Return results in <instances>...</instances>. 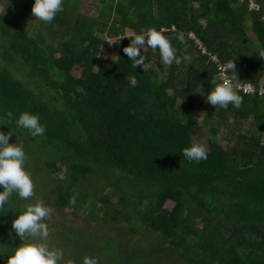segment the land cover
<instances>
[{"label": "trees", "instance_id": "16d2710c", "mask_svg": "<svg viewBox=\"0 0 264 264\" xmlns=\"http://www.w3.org/2000/svg\"><path fill=\"white\" fill-rule=\"evenodd\" d=\"M79 1L64 0L63 12L47 26L34 25L31 33L25 18L34 0H0L5 9L15 7L0 12V130H13L10 143L25 145L26 167L36 163L38 172L53 174L65 167L55 187L56 206L79 207L92 196L104 203L109 227L120 220L118 228L127 227L130 235L142 231L146 238H158L135 244L98 237L97 247L109 246L106 258L96 256L99 264H264V12L247 11V0H110L99 16L88 19L78 11ZM109 20L116 35L119 26L123 33L183 32L186 42L173 43L181 53L187 51L191 64L170 65L163 80L155 70H135L123 52L129 38L110 43L93 35L94 26L104 32ZM103 45L114 47L116 59L99 65ZM145 53L159 59L151 49ZM229 60L241 83H253L257 91H241V107L229 105L219 118L227 122L228 113L251 118L250 125H242L247 133H239L231 149L213 138L207 160L188 162L182 150L202 130L194 121V91L201 85L211 91V80ZM180 98L189 104V120L178 115ZM26 111L40 116L43 136L33 138L16 126ZM211 129L216 136L218 127ZM93 176L99 185L88 181ZM98 203L90 207L93 218ZM23 205L24 200L12 198L17 214ZM15 210L0 213V246L15 247L12 238L3 244ZM73 234L75 246L65 249V261L82 264L83 254L71 253L85 242ZM7 259L4 254L0 264Z\"/></svg>", "mask_w": 264, "mask_h": 264}, {"label": "clouds", "instance_id": "9594fccd", "mask_svg": "<svg viewBox=\"0 0 264 264\" xmlns=\"http://www.w3.org/2000/svg\"><path fill=\"white\" fill-rule=\"evenodd\" d=\"M63 4L64 0H34L32 16L37 21L51 23L58 13L63 12ZM247 11L264 12V0H247ZM261 19H264V15H261ZM125 37L129 38L130 43L124 47L123 52L135 70L139 68L144 73L155 70L152 60L149 59L150 56L145 53V48L151 49L153 54L158 53L163 66L173 64L179 66L182 63L190 65L192 62V57L187 54V51L184 50L181 53V50L173 43L174 40H178L181 44L186 42L183 32L170 36L165 34L163 28L159 30L149 28L141 29L130 36L126 34L123 38ZM261 55L264 56V53ZM241 82L234 60H229L218 69V74L211 80L214 87L206 94V102L216 108L227 109L229 105H232L239 109L244 101L240 92L247 94L249 91L247 86L241 88ZM263 88H260L262 93ZM255 89L257 91L256 87ZM194 92L203 94L199 90ZM12 115L8 113L9 119ZM15 123L19 129L26 130L33 138L43 136L46 131L40 116L31 112L21 113ZM13 134L16 135L13 130L7 133L0 130V189H2L0 190V213L8 212L10 209L15 210L12 207L14 196L20 200L30 201L35 194V182L26 167L28 153L23 143H10ZM182 153L188 162L199 163L208 158V149L202 143H192L189 147H185ZM70 202L75 204V199L73 198ZM15 213L16 218L12 221L9 236L11 237L14 233L21 243L18 247L0 246V258L8 254L6 264H74L72 261H65L62 249L53 247L49 243L51 230L47 221L53 213L52 207L43 200H36L35 203L24 204L19 214L16 210ZM82 264H99V260L93 256H85Z\"/></svg>", "mask_w": 264, "mask_h": 264}, {"label": "rangeland", "instance_id": "374dc122", "mask_svg": "<svg viewBox=\"0 0 264 264\" xmlns=\"http://www.w3.org/2000/svg\"><path fill=\"white\" fill-rule=\"evenodd\" d=\"M25 1V0H24ZM110 0H80L78 2V11L84 16V18L92 19L97 16H99L102 7L104 6L105 2H109ZM24 5V2L23 4ZM22 5L19 7L22 9ZM117 6V4H115ZM32 7L29 8L28 14L25 18V26L29 29L31 33L32 30L35 28H38L41 21L35 20V17L32 16ZM14 9L15 7H11ZM11 8L5 9V4H0V12L3 10H6L8 12L11 11ZM157 10L155 11V13ZM114 17H116V14H114ZM136 21V18L134 19ZM204 25H208L207 20L203 19L201 21ZM47 23H44L46 25ZM251 21H246V27L248 30L249 38H254V34L251 31ZM47 26V25H46ZM113 27V21H108V26L104 32H101L97 26L93 27V35L100 36L102 38H105L110 43H113L115 40L124 37L126 34L130 35L132 34V31L129 29H126L123 33L121 30L122 28L119 26L118 30L119 32L114 34L112 30H110ZM113 33V34H112ZM194 37V35H192ZM104 46V50L100 53V57L98 58V63L100 64H107V61L115 58L116 55L114 53V47L112 45L110 48H107ZM202 47V45H200ZM203 52L206 54L207 49L203 47ZM254 54V52H253ZM216 61V57H212ZM152 60L153 65L155 66V71L158 72L160 80H163L167 77V72L169 71L170 66H163L160 63V59H157L156 56L150 57ZM261 84H264V77L262 79ZM199 90L201 93H196L197 101L195 102L194 108H193V114H194V121H198L199 125L202 126V130L200 134L196 137H194V143H202L206 145L207 149H209V144L211 139H215L218 143H220L223 147L231 149L236 143H237V137L239 133H247V129L244 126L250 125L251 118H248L244 115H241V113H228V119L227 122H224L219 118L220 111L223 108L215 107L210 105L206 102V94L207 92L204 90V85H201L196 91ZM264 90V88H263ZM179 116L185 118L186 120L190 119V112L188 111L189 104L186 103V101L182 100L180 98L179 100ZM181 112V113H180ZM215 124L219 132L216 136L212 134V125ZM4 128V127H2ZM256 129V128H253ZM41 154H46L49 156V154L46 151H42ZM57 155L53 153L52 159H54ZM36 163L31 164L28 166V170L31 172L34 182H35V194L34 197L30 201H24V204L26 203H35L36 200H43L47 205L52 207L53 213L49 220L47 221L50 227V238L49 243L51 246L62 249L65 251V249L70 250L74 244H72V238L70 235L72 233L73 236H77L81 241H84L85 244L82 246L75 247L77 248V251L75 254L76 257H81L83 254V257L85 256H104L106 258L107 252H108V245L104 242L100 243V245L97 247L98 242H101L102 239H105L107 241H115V242H135L142 243L146 241L145 243H156L158 241V238L156 236H149L146 238L142 231L137 232L135 235H130L128 232L129 229L124 226L123 230L118 227H120L123 223L122 221H116L111 227L105 222L104 220V212L101 210L103 207V202L100 200H96L94 197L90 196L87 199V202L85 204H82L79 207H72L67 206L65 208H61L59 206L55 205V198L57 196V192L55 190V187L58 184V181L60 179H63L65 177V167L61 169V171L53 174L51 172L48 173L44 170L39 171L35 169ZM34 173L38 175L36 178L34 176ZM88 181H91L92 184H98L99 181L96 177L93 176V178H90ZM82 188H86L82 187ZM102 190V188H101ZM103 190L107 194H110L112 192L110 187H103ZM85 189H83L84 193ZM114 199H118L117 197H113ZM93 201H98L97 205V211L96 215L97 218H93L90 214V207L92 206ZM166 207L168 209H171L174 207V203L172 201L167 202ZM196 224L199 226H202V221L200 219L196 220ZM128 230V231H127ZM126 234V235H123ZM102 239H99V238ZM15 240V247H18L21 243L20 240L16 238L15 235H12L11 237L9 235L5 236L3 239V244H8L9 239ZM86 240V241H85ZM90 241V242H89ZM103 257V258H104ZM100 258L101 260H106Z\"/></svg>", "mask_w": 264, "mask_h": 264}, {"label": "built area", "instance_id": "2783aa9c", "mask_svg": "<svg viewBox=\"0 0 264 264\" xmlns=\"http://www.w3.org/2000/svg\"><path fill=\"white\" fill-rule=\"evenodd\" d=\"M244 86H247L249 88L248 93H254L256 91V89L252 83H246V84L241 83V88H243ZM260 93H262L261 90H260Z\"/></svg>", "mask_w": 264, "mask_h": 264}]
</instances>
